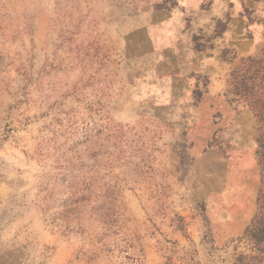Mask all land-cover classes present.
Wrapping results in <instances>:
<instances>
[{
  "label": "rangeland",
  "instance_id": "374dc122",
  "mask_svg": "<svg viewBox=\"0 0 264 264\" xmlns=\"http://www.w3.org/2000/svg\"><path fill=\"white\" fill-rule=\"evenodd\" d=\"M185 14L0 0V264H264V40L187 86Z\"/></svg>",
  "mask_w": 264,
  "mask_h": 264
},
{
  "label": "crops",
  "instance_id": "0c3cea01",
  "mask_svg": "<svg viewBox=\"0 0 264 264\" xmlns=\"http://www.w3.org/2000/svg\"><path fill=\"white\" fill-rule=\"evenodd\" d=\"M206 1L208 0H179V6L188 13L183 17L190 16L195 26L200 25L207 29L218 22H223L226 26L222 35L205 49L196 48L193 44V30L185 31L184 35L182 32L181 40L186 38L190 42L183 51H180V45L177 46L176 55L183 58L184 54V63L190 66L184 70L183 63H180L181 69L177 75L184 74L187 86H198L199 73L208 70L213 71V84L224 85L227 61L223 57V51L231 48L240 55L251 54L264 40V25L254 21L259 12L257 7L263 6V0H212L210 5H205ZM181 14L182 9L177 16L178 21L183 19Z\"/></svg>",
  "mask_w": 264,
  "mask_h": 264
},
{
  "label": "trees",
  "instance_id": "16d2710c",
  "mask_svg": "<svg viewBox=\"0 0 264 264\" xmlns=\"http://www.w3.org/2000/svg\"><path fill=\"white\" fill-rule=\"evenodd\" d=\"M260 148L262 149V151L260 150V162L264 165V150H263V148H264V144H263V142H260ZM261 235H264V229L263 228H261L260 230H253V232H252V237L253 238H256V239H258ZM261 240V239H260ZM256 249L257 250H259L260 252H264V247H261V246H256ZM256 257H247V256H239L238 258H237V263L238 264H259V263H255V262H253L254 261V259H255Z\"/></svg>",
  "mask_w": 264,
  "mask_h": 264
}]
</instances>
